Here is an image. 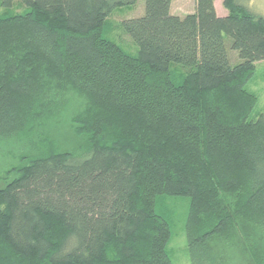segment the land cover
Listing matches in <instances>:
<instances>
[{"label": "trees", "instance_id": "obj_1", "mask_svg": "<svg viewBox=\"0 0 264 264\" xmlns=\"http://www.w3.org/2000/svg\"><path fill=\"white\" fill-rule=\"evenodd\" d=\"M172 1L122 20L133 53L104 34L124 0H0V264H173L174 196L191 264H264V109L246 87L264 15Z\"/></svg>", "mask_w": 264, "mask_h": 264}, {"label": "rangeland", "instance_id": "obj_2", "mask_svg": "<svg viewBox=\"0 0 264 264\" xmlns=\"http://www.w3.org/2000/svg\"><path fill=\"white\" fill-rule=\"evenodd\" d=\"M125 3L117 6L111 15L108 17L109 21L105 25L104 34L118 42H122L125 47L133 53L138 50V45L133 38L123 32L120 23L127 18L138 17L144 14L145 0H124ZM218 15L223 16L228 14V8L224 4V0H214ZM237 2L244 4L251 11L264 15V0H237ZM196 8V0H173L171 5V12L184 16L193 12ZM16 11L23 10L21 4L14 6ZM27 7L24 6V10ZM229 55L232 62H237L239 58L238 51L229 50ZM256 69L248 81L246 87L258 95V103L255 107L254 113L260 112L264 109V59L255 62ZM67 127V126H66ZM67 132H63L66 136ZM67 137V136H66ZM167 205L171 210L173 235L169 243L173 264H191L188 250V240L185 231V223L188 214L189 199L184 196L169 197Z\"/></svg>", "mask_w": 264, "mask_h": 264}]
</instances>
